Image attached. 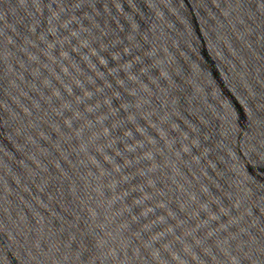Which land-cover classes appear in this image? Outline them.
Listing matches in <instances>:
<instances>
[{
  "label": "water",
  "instance_id": "water-1",
  "mask_svg": "<svg viewBox=\"0 0 264 264\" xmlns=\"http://www.w3.org/2000/svg\"><path fill=\"white\" fill-rule=\"evenodd\" d=\"M0 264H264V0H0Z\"/></svg>",
  "mask_w": 264,
  "mask_h": 264
}]
</instances>
